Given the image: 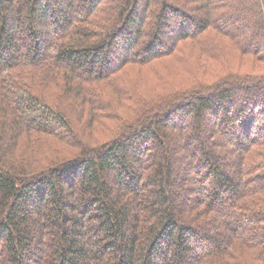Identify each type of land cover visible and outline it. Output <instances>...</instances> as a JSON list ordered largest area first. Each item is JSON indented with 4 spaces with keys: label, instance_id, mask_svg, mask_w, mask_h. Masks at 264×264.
I'll return each mask as SVG.
<instances>
[{
    "label": "trees",
    "instance_id": "16d2710c",
    "mask_svg": "<svg viewBox=\"0 0 264 264\" xmlns=\"http://www.w3.org/2000/svg\"><path fill=\"white\" fill-rule=\"evenodd\" d=\"M259 100L264 0H0V264H264Z\"/></svg>",
    "mask_w": 264,
    "mask_h": 264
},
{
    "label": "rangeland",
    "instance_id": "374dc122",
    "mask_svg": "<svg viewBox=\"0 0 264 264\" xmlns=\"http://www.w3.org/2000/svg\"><path fill=\"white\" fill-rule=\"evenodd\" d=\"M254 104L255 105H258V107L261 109V111L262 110H264V102H261L260 100L259 101H255L254 102ZM264 113V112H263ZM264 115V114H263ZM208 120H210L211 118H210V116L207 118ZM194 146V145H193ZM193 146H191V147H193ZM195 147V146H194ZM228 147H230V146H228ZM215 151V153L218 151V150H214ZM218 152H220L221 154H222V152L223 151H218ZM180 154H181V151H180ZM198 154H196V152L193 154V156H197ZM229 156V155H228ZM227 155H220L219 154V157L220 158H222L223 160H224V158H227L228 157ZM229 158H233V155L230 157L229 156ZM227 169V171H229V173L231 174V177H233V172H232V168H230V169H228V168H226ZM186 172H188V168L186 167V168H182V170L180 171V174L181 175H183V174H185ZM179 173V172H178Z\"/></svg>",
    "mask_w": 264,
    "mask_h": 264
}]
</instances>
